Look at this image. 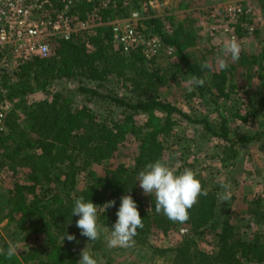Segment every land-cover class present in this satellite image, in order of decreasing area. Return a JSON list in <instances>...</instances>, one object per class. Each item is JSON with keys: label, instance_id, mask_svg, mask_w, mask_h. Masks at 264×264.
Instances as JSON below:
<instances>
[{"label": "trees", "instance_id": "trees-1", "mask_svg": "<svg viewBox=\"0 0 264 264\" xmlns=\"http://www.w3.org/2000/svg\"><path fill=\"white\" fill-rule=\"evenodd\" d=\"M133 2L138 10L136 0ZM261 3L264 8V0ZM128 7L125 0H108L105 7L99 0H79L70 10L71 15L77 21H85L97 8L101 25L84 29L74 41L59 40L47 58L34 57L12 67L0 66V100L14 102L6 128L0 131V168L8 167L12 175V181L0 183V223L6 220L13 224L12 235H20L25 241L19 258L0 255V264H77L86 247L106 258L116 249L108 248L102 234L96 241L82 236L76 227L79 217L71 215V209L79 197L90 200L98 206V223L111 232L120 199L128 194L143 218V228L137 230L134 246L147 252L151 260L160 258L167 264H264V193L254 194L249 200L248 215L255 230L247 238L231 222V211L225 209L224 215L218 212L224 192L221 184H230L224 177L210 187L207 178L197 174L208 195L199 197L185 223H174L156 213L155 195L144 194L138 183L139 172L148 163L160 159L172 166L170 146L185 138L180 136L179 129L199 132L202 141L215 150L206 158L218 160L233 171L241 163L240 148L264 138V128L243 133L236 130L238 124L257 126L259 113L264 112V88L257 106L245 101L237 106L242 100L240 95L237 100H226L229 93L236 92V85L228 81L231 70L242 66L249 82L253 80V69L264 61V39L260 40L257 55L240 54L235 62L229 57L231 70L208 75L207 69H202L201 63L187 51L195 43L189 30L174 25L167 28L164 20L155 16L139 19L136 30L143 31L146 39L155 37L161 46L172 51L177 61L175 68L183 69L186 78L197 76L206 80L189 93L196 104L185 112L151 96L152 91L167 83L164 68L155 61L158 56L146 58L143 47L124 51L113 42L108 22H133ZM247 15L243 11L236 21L229 17L225 20L235 28L237 38L243 39L254 31L257 39L255 24L251 20L245 22ZM256 72L260 77V71ZM63 80L75 81L77 86L53 90ZM109 83L128 92V96L108 90ZM221 101L234 105L223 109L228 114L221 111ZM128 143L137 145L131 165L119 164L115 169H104L103 175L98 174L96 168L115 158ZM199 148L202 149L200 145ZM185 153L190 155V150ZM177 169L178 173L184 170ZM111 200L115 205L104 211L101 205ZM179 227L187 232L181 242L168 248L150 242L154 235ZM65 232L74 235L75 240L65 239L61 244L60 237ZM201 236L212 239L210 252L198 247L196 238Z\"/></svg>", "mask_w": 264, "mask_h": 264}, {"label": "rangeland", "instance_id": "rangeland-1", "mask_svg": "<svg viewBox=\"0 0 264 264\" xmlns=\"http://www.w3.org/2000/svg\"><path fill=\"white\" fill-rule=\"evenodd\" d=\"M125 1L127 5L129 4L128 10L130 14H138V17L133 22H130L133 28H138L137 21L139 19L155 16L164 20L167 28L170 25H174L175 28L182 26L183 29L189 30L195 43L187 51L201 64L205 61L208 62L209 68L206 71L208 75L210 72L220 70L216 58L224 55L223 45L231 38H236L239 41L242 48L240 54L250 56L251 54L257 55L260 53V40L264 39V8H262L261 3L263 0H136L138 10L134 6L133 0ZM236 7L241 8L242 12L245 11L248 14L245 20L246 23L251 20L255 24L253 28L256 26L259 33L257 39L254 38V31L243 39L237 38L235 28L233 26L230 27L229 22L225 20L232 12V9ZM139 12L143 14L140 15ZM231 23L235 25L233 22ZM244 26L246 27L247 25H240V27ZM159 44L156 55L158 57L155 58V61L164 68L167 83L156 91H152L151 96H158L159 99L170 102L182 108L185 112H189V108L196 104L195 98L189 96L190 92L187 90L189 78L185 77L183 69L175 68L177 61L172 51L166 50L165 47L161 46V43ZM225 58L228 59L229 57ZM259 66L253 69L252 73H255V75L250 82L247 78L246 70L242 66L237 67L235 70H231L230 66H228V69L232 71L230 73L232 77L228 76V81L229 84L236 85V92L229 93V97L226 100L234 98L237 100V96L240 95L242 100L238 99L237 106L243 104V101L249 105L258 104L262 88H264V61H262V64L259 63ZM256 71H260V77H257L258 72ZM172 75L174 80H171ZM76 86L75 81L63 80L55 84L53 90H68ZM106 87L108 90H114L118 96H128V92L117 89L114 84H106ZM35 98L36 96L29 101ZM219 104L223 105L221 111L223 109L224 111L228 110L226 107L232 108L234 106L230 101H221ZM224 114L228 113L224 112ZM206 115L209 118L212 116L209 112ZM256 124L257 126L250 123L245 125L238 124L236 130L239 133H243L254 132L257 128L263 129L264 112L259 113ZM179 131L180 136L185 138L180 144L175 142L173 146H170L172 167L184 169L191 166V169L197 174H201L205 179L207 178L210 187L215 186V182L219 177L229 180L231 198L226 202H222L220 199L221 205H219L218 212L224 215L226 210L231 211V222L244 231L245 237H251L252 232L255 230V225L248 215L249 200L253 198L254 194L264 193V138L257 144H248L240 148L239 157H241V163H239V166L237 164L236 169L233 171V169L227 170L228 167H224L218 160L209 161L206 158L215 150L211 144L202 141L199 132L191 128L189 130L179 129ZM199 145L202 149L199 148ZM136 147V144H126L120 149L115 158L104 162L96 168L98 174L103 175L104 169L112 170L119 164L130 166L137 153ZM187 150H190V155H186L185 152ZM7 168L6 166L0 168V183L2 185L12 181V175L7 171ZM14 230L13 224H7L6 220L0 223V246L4 245L6 246L5 249H7L10 243L15 244L19 249L18 255H16L19 258L20 252L25 249V241L20 235L13 236L12 232ZM102 235L107 242L110 232L106 230L102 232ZM186 235V229L179 227L176 230H170L166 234L158 233L154 235L151 237L150 242L154 246L168 248L181 242ZM196 241L200 250L211 251L212 239L209 236H201L196 238ZM86 249L88 248L86 247ZM114 249L116 250L110 252L106 258H103L98 251H91V253L93 258L97 260V264H109L108 260H110V264H167L164 259L154 258L151 260L147 252L141 251L135 246L129 248L114 247Z\"/></svg>", "mask_w": 264, "mask_h": 264}, {"label": "clouds", "instance_id": "clouds-1", "mask_svg": "<svg viewBox=\"0 0 264 264\" xmlns=\"http://www.w3.org/2000/svg\"><path fill=\"white\" fill-rule=\"evenodd\" d=\"M242 51L241 45L236 38H231L223 45V56H218V68L226 70L229 66L225 57H230L231 61H238ZM202 69L209 68L207 61L201 64ZM188 92L194 91L195 87L203 86L205 78L192 76L188 80ZM139 186L146 195H155V212L165 215L174 223H185L190 219L189 210L198 203L200 196H207L208 190L203 188L201 181L197 178V173L191 168H184L178 173V169L172 167L168 162L156 160L148 163L145 170L139 172ZM224 189L221 197L222 202L231 198L230 185L221 184ZM115 205L111 200L101 205L105 211ZM71 215L78 216L76 227L80 229V234L88 238L89 241H96L101 238L102 232L107 229L98 223V206L90 200L85 201L83 197L75 199ZM116 221L111 227L110 236L107 239L109 248L121 247L129 248L135 244L134 237L137 230L143 228V218L138 211V206L130 194L123 195L116 212ZM70 222V221H69ZM61 244L65 239L74 241L75 236L66 232L60 237ZM18 247L10 243L7 249L0 248V255L6 259L18 255ZM77 264H97L90 250L84 248L80 253Z\"/></svg>", "mask_w": 264, "mask_h": 264}, {"label": "built area", "instance_id": "built-area-1", "mask_svg": "<svg viewBox=\"0 0 264 264\" xmlns=\"http://www.w3.org/2000/svg\"><path fill=\"white\" fill-rule=\"evenodd\" d=\"M79 0H0V66L12 67L31 58H47L55 44L74 41L84 29L101 25L94 8L85 21H77L70 10ZM90 1V0H87ZM105 7L108 0H99ZM242 10L233 8L230 19L236 21ZM135 19L137 14H132ZM112 27V40L124 51L130 47H143L146 58L157 55L158 39L149 37L123 21L108 22ZM13 103L0 102V131L5 130L7 116Z\"/></svg>", "mask_w": 264, "mask_h": 264}]
</instances>
